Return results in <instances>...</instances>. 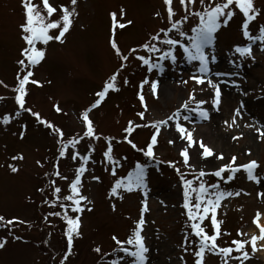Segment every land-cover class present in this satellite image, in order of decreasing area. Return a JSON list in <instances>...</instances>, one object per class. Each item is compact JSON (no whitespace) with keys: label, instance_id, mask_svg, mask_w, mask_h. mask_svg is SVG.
<instances>
[{"label":"rangeland","instance_id":"rangeland-1","mask_svg":"<svg viewBox=\"0 0 264 264\" xmlns=\"http://www.w3.org/2000/svg\"><path fill=\"white\" fill-rule=\"evenodd\" d=\"M38 2V0H34ZM55 3H66L67 0H54ZM260 15L250 24V31L258 35V26L264 24V0H254ZM123 6L126 11L125 19H131L133 24L123 30H117L116 38L122 50L142 44L149 35L158 28L164 27L154 16L157 10L163 11L162 0H78L79 12L75 23L67 34L65 42H50L47 46L45 60L34 68L32 78L42 82V87L28 85L29 94L26 107L53 121L60 126L66 136H72L83 131L78 114L91 104L96 97L94 93L100 90L103 82L117 69L118 59L110 48V11H118ZM198 6V5H197ZM174 7L179 15L182 11L179 0H174ZM24 22L21 0H0V81L8 87L0 85V116L9 114L12 119L7 125L0 123V215L6 220L18 217L27 223H14L11 226H0V238L6 239L3 248H0V264H59L66 250V239L63 234L64 224L58 218L44 216L54 209L40 203L42 197L36 191L46 183L44 172L49 171L51 162L57 152L55 139L48 130L35 122V119L26 112L16 115L18 106L14 102L13 86L16 84V75L19 66L16 61L20 58V49L24 46L20 38L19 25ZM191 23V21L189 22ZM242 15L237 14L230 20L227 27H222L217 33L213 48L208 51L216 56L215 63L209 64L214 82L234 88L229 96H223L219 110L211 107L212 89L205 85H197L190 79L196 69L195 64L188 63L182 57V50L178 47L175 54L177 61H164L163 73L157 74L154 70L149 73L141 62L129 57L127 66L121 70L119 92H109L105 101L94 109L91 117L96 124V131L105 136L118 138L122 141L123 128L128 120L142 124L149 120L164 119L174 112L188 99L189 93L195 90L196 99H204L208 103L203 108L213 113L215 124L210 119L201 120L195 113H185L191 116L190 121L181 123L196 133L213 149L216 138L222 136L229 141V146L223 149V160L214 157L201 158L196 148L190 149L189 163L197 170L203 169L207 173L213 172L227 163L232 156H236V164L246 163L255 159L260 168L257 175L264 177V139H257V133L246 124H253L264 128V48L261 42L252 43V57H239L234 53V46H245L247 41L241 32ZM187 28L188 25L186 24ZM140 54H146L141 51ZM254 57V59H253ZM239 65V67H237ZM216 73H221L217 76ZM147 77L149 80H159V98H153L149 85H144L143 95L148 105L144 121L136 113L142 111L137 93L140 82ZM128 83L124 84L123 80ZM51 81V83H48ZM183 81V82H182ZM235 81V84L226 83ZM203 89V91H201ZM241 109V116L236 125L227 128L225 121L231 122L234 109ZM58 103L64 113H56L53 104ZM195 108V103L189 105ZM173 122H170L172 125ZM26 125V130L21 128ZM189 125V126H188ZM201 129V131H198ZM24 130L23 139L19 133ZM207 130V131H206ZM154 129L151 127L137 128L129 137L138 147H144L149 141ZM242 133V135H241ZM233 136L239 138L233 140ZM155 146L157 162L149 161L142 153L132 149L126 142L113 141L114 154L120 159L121 167L117 169V176L126 175L137 161L147 164L146 183L148 197L146 198L149 211L145 213L143 235L149 246V264H193L190 252H184L181 245L185 234L190 240H195L190 229L186 226L185 210L182 207V186L176 171L162 161H175L182 173H187L179 155L185 141L179 139L174 126L161 129ZM172 139L173 144L168 141ZM87 140L82 141L80 148L86 149ZM104 142L96 143L94 157L97 161L95 175L101 177V182L84 180V192L93 201L92 211H85L82 215V237L74 240L71 255L66 264H100V256L93 251L100 246L102 253L111 252L115 246L112 235L124 240L132 221L137 219L141 207L140 191L123 193V200L107 198L108 190L115 179L104 170L106 165L101 164V152ZM251 154H246L247 150ZM202 151V150H199ZM18 153L23 154V160L12 161L10 158ZM47 158V159H46ZM213 158L210 166L202 168L196 164L198 160ZM41 160L43 168L36 165ZM14 163L19 167L17 173H12L8 164ZM61 170L71 175V161L61 160ZM227 175V173H225ZM188 178H191L189 175ZM204 180L208 184L216 183L218 178L207 175ZM195 183V182H194ZM221 190L240 192V195L225 197L217 209V219L222 221V235L217 240L220 246H228L233 239H248L252 234H258L253 224L257 210L264 212V195L257 197V192L264 193V185H258L246 178L242 170L237 172L234 179L225 183L220 181ZM247 193V195L245 194ZM144 197V196H143ZM115 202L116 210L112 211L110 204ZM130 217V219L128 218ZM50 222V223H49ZM206 231L211 234L208 220ZM237 230L247 233V236H237ZM227 232V235L223 233ZM14 237H20L16 239ZM258 246L261 241L257 242ZM195 247V244L190 245ZM249 253L251 247L246 246ZM264 250L251 254L244 264H264ZM116 255L122 256L123 253ZM232 255H237L235 252ZM183 257V262L181 261ZM114 257H106L110 259ZM128 259V258H126ZM125 264V261H121ZM204 264H222L218 255L206 253ZM228 264H238L236 260H229Z\"/></svg>","mask_w":264,"mask_h":264},{"label":"snow or ice","instance_id":"snow-or-ice-1","mask_svg":"<svg viewBox=\"0 0 264 264\" xmlns=\"http://www.w3.org/2000/svg\"><path fill=\"white\" fill-rule=\"evenodd\" d=\"M24 22L19 25L20 38L24 42V46L20 49V58L16 63L19 70L16 75V84L13 86L14 102L18 106L16 115L20 112L30 114L38 125L43 126L49 134L55 139L57 152L55 158L49 162V171L44 172L46 183L38 187L36 191L40 193L42 199L40 203L54 209L45 214L44 219L47 221L49 216L58 217L64 224L63 234L66 239V250L63 253L59 264H66L69 255L72 253L74 240L82 237V215L85 211L91 212L93 201L84 192V180L87 177L91 181L101 182V177L93 174L97 163L94 153L96 152V143L104 142L101 152V164L106 165L104 168L115 179L107 193L110 200H123V193H132L140 191L145 197L141 200L139 216L133 220V227L130 229L128 236L121 240L116 235H112L111 239L115 246L112 251L102 253L100 246H96L93 251L100 256V264H149L148 253L149 246L145 243V235H143L145 221V213L149 211L146 196L148 187L146 183L147 164L137 161L134 167L127 172L126 175L117 176V169L121 167L120 159L114 154L113 141L116 143L126 142L132 149L143 154L149 161L157 162L158 158L154 151L158 144V135L163 128L174 126L175 131L179 134V139L185 141V146L180 149L179 155L182 158V164L187 173H182L177 167L175 161H162L169 167H172L179 176L182 186V207L185 210L186 226L190 229V233L195 240H190L188 234H185L184 242L181 247L184 252H190L193 256V264H204L206 253L218 255L222 258V264H228L229 260H236L238 264H244L251 254L258 250H264V243L257 244L258 241H264V224L260 223L261 212L257 210L253 218V224L258 229V234H252L248 239H233L228 246H220L217 240L222 235L221 223L217 219V209L221 205V201L225 197L240 195V192H230L221 190L220 181L227 183L234 179L237 172L246 173V178L258 185H264V177L257 175L255 170L260 168L257 160L252 159L246 163L236 164L237 157L232 156L230 160L215 169L211 173L205 172L203 169L197 170L195 165L190 164V149L196 148L201 158L215 156L218 160H223V153L216 154L214 149L207 145L202 139H197L193 135V130L185 127L181 123L190 121L191 116L185 113H195L196 117L201 120L209 119V111L202 107L208 103L204 99L197 100L195 90L189 93L188 99L177 108L174 112L167 115L164 119L149 120L146 123L138 124L133 120H128L123 128L125 134L122 141L118 138L105 136L103 133L96 131V124L91 117L94 109L98 108L107 98L109 92H119L121 90L119 77L120 72L127 66L130 56L141 62L142 66H146L149 73L154 70L157 74L163 73L165 69L164 61L175 63L177 55L175 54L177 47L182 50V57L188 63L196 62L195 73L190 76L197 85H205L212 89L211 107L218 111L221 103V89L219 82H214L209 78L211 69L210 62L215 63L216 56L211 54L208 49L215 45L217 33L222 27H227L230 20L237 14L242 15L241 32L242 36L249 42L245 46L235 45L234 53L239 57H252V43L261 42L264 48V24L258 26V35H253L250 31V24L260 15V10L255 6L254 0H179L182 15H179L174 7V0H162L163 11L157 10L154 16L159 19L164 27L158 28L154 33L149 35L147 41L142 44L129 47L127 51L121 49L118 44L116 33L117 30H123L133 24L131 19H125L126 11L123 6L118 11H110L108 13L111 21L109 46L113 50L115 57L119 61L117 69L103 82L100 90L94 93L96 99L84 107L78 114V120L81 123L83 131L72 136H66L60 126L53 121L43 117L40 112L33 111L31 107H26L27 97L29 94L28 85L42 87V82L32 78L34 76V68L39 66L46 58L47 46L50 42H58L63 44L70 33L76 18L79 15L77 10L78 0H67L66 3H55L54 0H21ZM198 5V6H197ZM191 21V23H189ZM188 25L186 28L185 25ZM143 51L146 54H140ZM254 59V57H253ZM239 67V65H237ZM217 76L221 73H216ZM183 82V81H182ZM48 83H51L49 81ZM124 84L128 81L125 78ZM226 83L235 84V81H227ZM149 85L153 98H159L158 85L159 80H149L145 77L139 84L137 93L142 111H138L136 116L141 121L145 119V113L148 111V105L143 95L144 85ZM0 85L8 87L3 81ZM203 91V89H201ZM5 99L0 97V100ZM195 103V108L189 105ZM234 109L231 122L225 121L227 128L237 126V118L241 116V109ZM56 113H64V110L58 103L53 104ZM65 115L67 113H64ZM12 117L9 114L0 116V123L7 125L11 122ZM170 122H173L170 125ZM246 127L253 128L257 133V139H264V128L253 124H246ZM141 127H151L154 129L149 141L144 147H138L137 144L130 139L131 134ZM26 130V125H21ZM24 130L19 133L21 139L24 137ZM242 135V133H241ZM233 136L232 139H238ZM87 140L86 149L82 152L80 145L82 141ZM171 145L174 143L172 139L168 141ZM202 150V151H199ZM246 154L250 155L251 150L248 149ZM12 161L23 160V154L18 153L10 158ZM47 159V158H46ZM61 160L71 161V175L61 170ZM36 165L43 168L44 162L36 161ZM8 168L12 173H17L19 167L14 163H9ZM227 173V175H225ZM214 175L218 178L216 183L208 184L204 180L207 175ZM191 178H188V176ZM195 182V183H194ZM247 195V193H245ZM264 195L257 192V197ZM112 211L116 210L115 202L110 204ZM130 219V217H128ZM208 220L211 226V234L206 231L208 225L204 221ZM14 223H27L18 217H12L6 220L0 215V226H11ZM50 223V222H49ZM227 235V232L223 233ZM237 236H247L237 230ZM20 239V237H14ZM6 239L0 238V248H3ZM195 244V247L190 245ZM251 247V253L246 246ZM237 255H232L233 253ZM123 253L122 256L116 255ZM106 257H114L106 259ZM128 258V259H126ZM183 262V257L180 258ZM186 264V262H183Z\"/></svg>","mask_w":264,"mask_h":264},{"label":"bare ground","instance_id":"bare-ground-1","mask_svg":"<svg viewBox=\"0 0 264 264\" xmlns=\"http://www.w3.org/2000/svg\"><path fill=\"white\" fill-rule=\"evenodd\" d=\"M219 87H220V89H221V92H222V97L223 96H229L230 94H232L233 92H234V88H229V87H227V86H225L224 84H221V83H219ZM210 117H209V119H210V123L212 124V125H214L215 124V121L213 120V113H210ZM160 119H161V117H160ZM189 126V125H188ZM198 131H201V129H199ZM207 131V130H206ZM196 135V138L197 139H201L200 138V136H201V133L200 132H198V133H196L195 134ZM229 141L226 139V138H224V137H222V136H218L217 138H216V145L214 146L215 148H214V152L216 153V154H219V153H222V151H223V149H225V148H227L228 146H229ZM207 145H209L208 143H207ZM214 158H215V156H213ZM213 162V158H209V159H205V160H198L197 162H196V164L198 165V166H200V167H202V168H205V167H208V166H210L211 165V163ZM147 194H148V192H147ZM148 197V195L146 196V198ZM145 197H143V195H141L140 194V196H139V199H140V201L142 200V199H144ZM260 223H262V224H264V212H263V214L261 215V218H260ZM261 243H264V241H261ZM261 254H264V252L263 253H261Z\"/></svg>","mask_w":264,"mask_h":264}]
</instances>
